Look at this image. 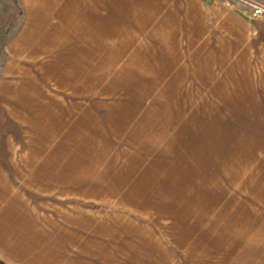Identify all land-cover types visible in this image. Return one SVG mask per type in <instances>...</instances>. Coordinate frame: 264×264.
Returning a JSON list of instances; mask_svg holds the SVG:
<instances>
[{
    "label": "crops",
    "instance_id": "1",
    "mask_svg": "<svg viewBox=\"0 0 264 264\" xmlns=\"http://www.w3.org/2000/svg\"><path fill=\"white\" fill-rule=\"evenodd\" d=\"M16 4L0 264H264V0Z\"/></svg>",
    "mask_w": 264,
    "mask_h": 264
},
{
    "label": "rangeland",
    "instance_id": "2",
    "mask_svg": "<svg viewBox=\"0 0 264 264\" xmlns=\"http://www.w3.org/2000/svg\"><path fill=\"white\" fill-rule=\"evenodd\" d=\"M256 8L262 9L263 14L261 16L264 17V8L262 7L252 6V8H250L252 13ZM19 22L20 12L16 0H0V77L3 69L4 46L9 36L15 32Z\"/></svg>",
    "mask_w": 264,
    "mask_h": 264
},
{
    "label": "built area",
    "instance_id": "3",
    "mask_svg": "<svg viewBox=\"0 0 264 264\" xmlns=\"http://www.w3.org/2000/svg\"><path fill=\"white\" fill-rule=\"evenodd\" d=\"M262 14H263L262 9H260V8L254 9V12H253L254 16H256V15L261 16Z\"/></svg>",
    "mask_w": 264,
    "mask_h": 264
}]
</instances>
